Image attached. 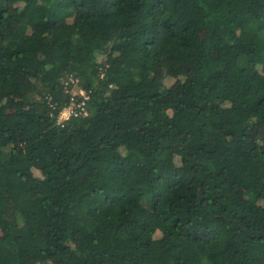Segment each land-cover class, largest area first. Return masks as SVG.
Segmentation results:
<instances>
[{
    "label": "trees",
    "instance_id": "trees-1",
    "mask_svg": "<svg viewBox=\"0 0 264 264\" xmlns=\"http://www.w3.org/2000/svg\"><path fill=\"white\" fill-rule=\"evenodd\" d=\"M0 264H264V0H0Z\"/></svg>",
    "mask_w": 264,
    "mask_h": 264
},
{
    "label": "built area",
    "instance_id": "built-area-1",
    "mask_svg": "<svg viewBox=\"0 0 264 264\" xmlns=\"http://www.w3.org/2000/svg\"><path fill=\"white\" fill-rule=\"evenodd\" d=\"M68 80L72 83V85H74L72 87V92H74V94L71 95L72 97L70 99V103L65 106L57 116L56 121L57 124L60 126H63V123L70 120L72 116H77L79 113H81L85 117L88 116L85 109V103L88 101L89 96L86 94L85 91L78 88V83L76 80ZM77 97H80V101L77 99Z\"/></svg>",
    "mask_w": 264,
    "mask_h": 264
},
{
    "label": "rangeland",
    "instance_id": "rangeland-1",
    "mask_svg": "<svg viewBox=\"0 0 264 264\" xmlns=\"http://www.w3.org/2000/svg\"><path fill=\"white\" fill-rule=\"evenodd\" d=\"M172 83V81H170V80H165V85H167V86H169L170 84ZM74 90V89H73ZM71 94H74V92H71ZM142 205L144 206V207H149V203L148 202H146V201H142Z\"/></svg>",
    "mask_w": 264,
    "mask_h": 264
}]
</instances>
